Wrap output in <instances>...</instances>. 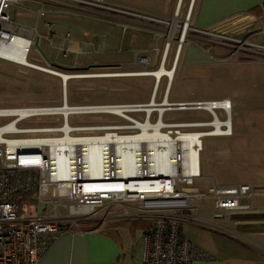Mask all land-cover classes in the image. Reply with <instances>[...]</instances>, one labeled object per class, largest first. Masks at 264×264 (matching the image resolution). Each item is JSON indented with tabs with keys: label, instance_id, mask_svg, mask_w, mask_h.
Masks as SVG:
<instances>
[{
	"label": "crops",
	"instance_id": "obj_1",
	"mask_svg": "<svg viewBox=\"0 0 264 264\" xmlns=\"http://www.w3.org/2000/svg\"><path fill=\"white\" fill-rule=\"evenodd\" d=\"M105 1L118 9L164 21H182L189 13L188 23L210 34L190 32V39L180 47L177 38H172L166 47V24L123 12L86 7L68 0H26L11 5L10 14L16 23L34 29V51L38 52L37 45L44 44L45 48L41 50L45 61L60 69L114 66L124 71L121 74L138 73L132 72V69L141 58L146 59V72L160 67L172 68L171 79L166 74L158 80L153 74H145L148 79H153L152 92L154 94L155 91V95L160 89L161 79L164 76L167 78L162 95L171 103L194 101L182 96L171 98V87L179 64L182 63L188 70L213 64L204 51L210 53L211 48L222 49L223 46H218L211 34L263 42L262 35L257 34L261 24L255 16L262 14L260 4L264 0ZM40 11H43V15H40ZM206 41L212 44L209 49L201 45L202 51L198 45ZM256 53L261 56L255 61L264 60V52ZM59 56L67 60L60 61ZM231 130L235 132L232 135L214 136L222 138L215 147V154L221 164L240 169L245 165L240 160L246 158L244 154L248 143L242 138L240 128L233 129L232 122ZM260 134L264 149V132ZM249 154L254 155L255 151ZM259 166L261 173L249 181L218 183H248L252 186L255 209L232 213L229 217L231 225L209 224L219 231L206 227L193 229L196 224H207L201 216L193 213V209L211 208L199 204L184 211L185 216L193 220L182 224L183 235L209 255L208 259L194 260L191 264H264V151L261 152ZM202 177L201 174L199 179L202 180ZM198 187L203 190V187ZM215 215L218 214L212 218H216ZM61 226L66 231L50 244L37 264H141L147 250L146 235L151 221L142 217H113L97 226L83 227L79 224L75 227L66 222Z\"/></svg>",
	"mask_w": 264,
	"mask_h": 264
},
{
	"label": "built area",
	"instance_id": "obj_2",
	"mask_svg": "<svg viewBox=\"0 0 264 264\" xmlns=\"http://www.w3.org/2000/svg\"><path fill=\"white\" fill-rule=\"evenodd\" d=\"M23 1L26 0H0V59L13 63H18L15 59L21 55V52H13L15 48L21 51L22 45L25 58H27L34 45L32 37L34 29L16 23L10 14L11 5ZM68 1L86 7L123 12L166 24L168 26L165 32L168 39L166 47L172 38L178 39V47H180L186 40L188 32L210 34L206 30L191 26L188 23L189 13L186 14L185 20L171 22L118 9L107 4L105 0ZM260 5L262 14L255 17L261 24L257 34L262 35V43L253 42L249 38L237 39L211 34L216 40L221 41L218 42L219 45L229 47L231 55L249 50L264 52V1ZM40 15H43V11H40ZM177 29L180 32L175 34ZM6 50L12 51V57L1 53ZM140 61L146 63L145 58H141ZM203 102L212 104L209 110L204 109L210 114L211 119L182 123L183 126L208 127L209 129L201 130L202 135L199 136L201 143L204 136L230 135L232 130H228V125L222 122L229 118L231 120L233 101L225 97L219 100L196 101L193 106L200 107ZM220 102L224 104H219ZM187 103L179 104L180 107H185ZM49 108L53 106L0 108V111H20L13 114L0 112V119L4 121L0 123V264H37L50 244L66 231L61 224L67 222L66 219L72 216L79 219H102L101 223L113 217L147 218L151 221V226L146 235L147 250L141 264H191L194 260L208 259L209 255L194 246L183 235L182 224L193 220L186 217L184 211L196 205L205 204L216 211V214L223 215L225 218L230 217L232 213L249 212L255 209L252 203V186L248 183L218 184L213 182L206 190L196 186V181L201 177L199 164L201 144L197 150L195 172L184 173L182 171L181 157L176 152L172 169L168 175L162 172L153 176L150 173L135 174L137 177H134V182H144L145 186L137 192H125L115 186L106 189L96 186L103 182L114 183L124 180L126 183L125 178L117 179L112 172L110 174L105 172L104 175L97 177H85L72 163V172L63 174L53 163L52 145L39 141L64 139L65 133L60 129L68 119L60 114L63 117L60 125L45 124L28 128L19 126L21 121L33 117L54 118L59 115V113L51 112ZM21 111H24L23 114ZM218 111H221L223 118L220 117ZM101 113H106V111ZM213 121L219 123L218 127L211 124ZM11 123H14L13 127H8ZM172 125L173 123H170L166 128H172ZM71 126L73 133L80 136H90L91 134L86 132L105 129L104 126ZM26 194H30L35 200L34 203L51 205L54 211L49 215L31 214L29 204L20 203L21 196ZM106 204L110 205L109 209L99 212V208ZM120 204L128 206L132 204L133 206L131 208L124 206L119 211L113 210V206ZM60 209H65L66 213H61Z\"/></svg>",
	"mask_w": 264,
	"mask_h": 264
},
{
	"label": "rangeland",
	"instance_id": "obj_3",
	"mask_svg": "<svg viewBox=\"0 0 264 264\" xmlns=\"http://www.w3.org/2000/svg\"><path fill=\"white\" fill-rule=\"evenodd\" d=\"M186 14L183 20H185ZM175 32L177 34L180 31L177 29ZM189 34L190 32L187 33L185 41L190 39ZM217 42L220 43L221 41L217 40ZM210 44L212 43L209 41L205 43L200 42L198 48L202 50L200 46L203 45L204 48L209 49ZM218 46L220 45L218 44ZM36 48L38 52L34 51L33 47L30 49L27 56L28 62L57 72L82 76H73L68 79L65 97L62 78L59 75L47 70L0 59V108L57 107L62 105L64 101L71 106L145 104L152 97L153 79H148V76H145V74L132 76L115 75L121 74L124 71L114 66H91L82 70L60 69L45 61L41 50H44V44L42 46L37 45ZM223 48H211L210 53L202 50L213 60V64L211 65L199 66L188 70L182 63L179 64L171 87V98L182 96L194 99L191 102H196L219 100L229 95L233 102H237L234 103L232 109L231 122L233 123L234 130L236 128L241 129L242 138L247 140L246 142L248 143L247 152L244 154L246 158L240 160V162L244 161L245 165L240 166V169H231L221 164L216 158L215 147L222 138L204 136L202 138L203 148L199 153L200 171L203 177L202 180L196 181V185L203 187V190H206L207 186L213 182V178L217 183L249 181L252 177L261 173L259 165L261 163V152L264 151L262 147L263 141L260 140L262 137L260 133L264 132V60L255 61L261 55L253 50L231 55L228 46H223ZM59 60L66 61L67 59L59 56ZM145 67L146 63L139 61L134 69H132V72L139 73L146 70ZM165 79L167 80L165 76L161 79L160 89H158L154 98L156 103H161L163 100L162 91ZM218 113L223 118L221 111H218ZM126 115L131 117L133 122H143L146 118L144 110H137L136 112L125 111L122 115L110 112L75 113L71 114L68 119L70 124L74 126L105 127L102 131H88L91 135H102L105 132L111 131L119 134L138 133L139 129L132 128L133 122ZM62 119L63 117L60 114L54 116V118L47 116L33 117L21 121L19 126L28 128L45 124L60 125ZM157 119L158 113L153 111L150 115V121L155 122ZM162 119L165 123L170 124L209 121L211 117L204 109L176 108L166 110ZM3 122L0 119V123ZM167 129L162 128V131H166ZM180 129L206 130L209 128L183 127ZM233 133L235 132L233 131ZM254 151V155L249 154V152ZM222 158L223 155L221 156ZM24 203L29 204V212L34 215H39V213L41 215H49L54 211L53 207L46 203L30 204L31 202H22V204ZM109 206L106 204L100 207L99 212H105L109 209ZM124 206L131 208L133 205L120 204L112 208L119 211ZM60 212L66 213V210L60 209ZM25 213L27 212L25 211ZM193 213L198 217L201 216V219L207 222V224H196L197 226H193V229H203V227H206L216 230L217 228L211 227L209 224L219 226L231 225L229 217L212 218L217 212L208 208H196L193 209ZM66 220V223L75 227L79 224L83 227L97 226L102 221V219H79L75 216L69 217Z\"/></svg>",
	"mask_w": 264,
	"mask_h": 264
},
{
	"label": "bare ground",
	"instance_id": "obj_4",
	"mask_svg": "<svg viewBox=\"0 0 264 264\" xmlns=\"http://www.w3.org/2000/svg\"><path fill=\"white\" fill-rule=\"evenodd\" d=\"M15 48L14 53H20L19 57H16L18 64L31 66L34 68L47 70L48 72L59 75L63 82V92L66 97V84L70 77L82 76L71 75L63 72H57L45 67L39 66L35 63L28 62L25 58L24 51ZM2 54L12 57V51H1ZM127 74H153L156 79L163 74L171 77L173 74L172 68L166 69L160 67V69L152 72H140V73H123ZM119 75V74H115ZM65 81V83H64ZM157 87V86H156ZM154 90V89H153ZM155 91L152 92V97L147 104H129V105H90V106H71L66 101L60 106L49 108L51 112L62 114L67 119L71 114L75 113H97V112H111L114 114H121L125 111H141L146 112V118L143 122L134 121L129 116L128 119L133 122L132 128L139 129L138 133L134 134H119L117 132H105L102 135H90L80 136L77 133H73L71 129L69 119L67 123L61 126V131L65 133L64 139L60 140H41L40 143H50L52 145V160L58 171L67 174L72 172V163L76 168L85 175V177L92 176L97 177L113 173L117 179L125 178L126 183L123 181H115L114 183H98L96 186L106 189L107 187H119L125 192H137L141 188H144V182H134L136 173L144 174L150 173V175H159V172L168 175L172 169L173 157H176L174 153L178 152L181 157V166L184 173H192L196 171V158L197 150L200 147L201 130L187 131L180 129L184 127L182 123H173L172 128H168L166 131H162V128L168 127L162 119L165 110L176 108H203L209 110L212 107L211 103L203 102L200 107L193 106L195 102H188L185 107L170 106L171 104L163 98L161 103L155 102ZM65 99V98H64ZM219 104H224L220 102ZM153 111L158 113V119L155 122L150 121V115ZM7 114H13L20 112L16 110L0 111ZM24 111H21L23 114ZM126 114V113H125ZM125 117V116H124ZM228 125V130H231V120L226 119L222 122ZM218 127V122L213 121ZM14 123L8 125L13 127ZM218 130V128H217ZM89 134V132H86ZM63 141V142H61ZM79 159V162H78ZM180 165V164H179ZM152 173V174H151ZM138 184V185H135Z\"/></svg>",
	"mask_w": 264,
	"mask_h": 264
},
{
	"label": "trees",
	"instance_id": "obj_5",
	"mask_svg": "<svg viewBox=\"0 0 264 264\" xmlns=\"http://www.w3.org/2000/svg\"><path fill=\"white\" fill-rule=\"evenodd\" d=\"M22 202H31L32 204H34L35 200L32 199L30 194H26V195L21 196V204H22Z\"/></svg>",
	"mask_w": 264,
	"mask_h": 264
},
{
	"label": "water",
	"instance_id": "obj_6",
	"mask_svg": "<svg viewBox=\"0 0 264 264\" xmlns=\"http://www.w3.org/2000/svg\"><path fill=\"white\" fill-rule=\"evenodd\" d=\"M169 79H171V77ZM64 83H65V81H64ZM145 104H147V103H145ZM170 104H171L170 106H180L179 103H170ZM215 217L216 218H223V215H215Z\"/></svg>",
	"mask_w": 264,
	"mask_h": 264
}]
</instances>
